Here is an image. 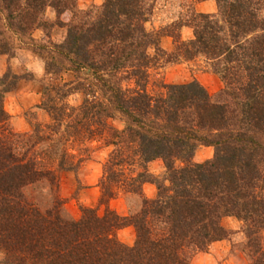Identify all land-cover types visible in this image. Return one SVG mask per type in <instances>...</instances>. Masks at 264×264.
<instances>
[{"label": "trees", "instance_id": "obj_1", "mask_svg": "<svg viewBox=\"0 0 264 264\" xmlns=\"http://www.w3.org/2000/svg\"><path fill=\"white\" fill-rule=\"evenodd\" d=\"M214 1L216 13L183 5L185 14L153 32L145 0H104L87 10L78 0H0V57L16 56L6 33L33 42L41 31L30 47L45 76H77L45 84L37 108L49 123L24 134L4 109L20 78L0 76V264H191L234 234L225 218L240 224L237 247L247 264H264V0ZM183 27L192 39L181 40ZM161 37L172 38L173 51L159 47ZM197 59L220 79L217 94L198 81L148 91L160 62ZM81 72L91 82L79 80ZM75 93L83 101L71 107ZM115 114L122 129L109 124ZM93 141L112 148L98 181L104 210L82 207L74 219L59 182ZM199 145L213 148L212 159L193 161ZM155 161L165 168L162 179L148 172ZM145 185L155 187L153 198ZM119 195L131 205L126 216L109 207ZM129 227L132 246L117 239Z\"/></svg>", "mask_w": 264, "mask_h": 264}, {"label": "rangeland", "instance_id": "obj_2", "mask_svg": "<svg viewBox=\"0 0 264 264\" xmlns=\"http://www.w3.org/2000/svg\"><path fill=\"white\" fill-rule=\"evenodd\" d=\"M103 1L104 0H78V9L87 10L91 6L98 7ZM207 1L214 3L216 7L214 0H145L147 7L153 6L152 15L149 17V22L146 24V27L149 31H160L170 23L174 22V20L181 14H185L188 5H192L194 11L200 14L201 12L197 11V5L206 3ZM183 5H185L186 8L183 7ZM47 17L49 19H54V15L51 12L47 13ZM0 28L2 29L1 20ZM184 29H186L185 32L183 31ZM6 36L15 47L16 56L10 59L0 57V76L5 73L12 74L13 76L20 78L18 85L21 82H37L36 84H38L40 90L39 101L37 104L26 110L23 109V104L15 102V98L9 96L15 92V90L5 96L4 109L7 104L5 111L7 110L8 112H6L8 114L10 112H20V114H16L15 117L9 114L11 117L10 125L13 128V131L17 134L28 133L32 131L37 124L45 128L49 123V117L46 112L37 108L42 102L43 87L47 83L58 85L75 82L77 76L73 72L61 73L57 79L45 76L44 62L39 56L32 53V47H30V45L36 46L42 41L43 33L41 31H36L32 35L33 42L30 41L29 38L20 40L17 36L11 33H6ZM59 39L60 34L55 32L53 40L57 41ZM190 39H192L191 28L183 27L181 30V40L188 41ZM159 47L166 52L173 51L174 44L172 38L161 37ZM160 64L161 65H159L157 69L151 71L148 87L149 92H151L159 82L167 85H182L198 81L210 95L217 94L222 88L220 79L209 71L206 63L202 59H197L188 63H164V61H162ZM29 71L38 73V79L36 81L33 74ZM28 77L32 78L27 79ZM78 77L82 82H91V78L88 77L87 72H81ZM122 85L123 88L133 87L131 82H124ZM96 97H101L100 91L97 92ZM9 98H11V100ZM82 101V93H75L67 99V103L71 107H78ZM18 107L21 109L17 110ZM109 124L116 129H122L124 126L122 118L117 114H115V116L109 121ZM87 146H89L88 150L79 153L77 159L74 160L76 164L77 160L81 159L79 163L76 164V169L74 171L63 173L59 182V196L65 201V209L67 213L74 219H79L81 208L87 207L84 203L95 197V194L91 191L93 189V183L97 184L98 187V181L103 173V166L112 152V148L104 147L102 141H93L90 145L86 144V147ZM72 153L77 152L74 151ZM213 155V148L199 145L195 151L193 161L195 163H203L212 159ZM148 172L151 175L162 179L165 175V168L161 161L154 162L148 165ZM143 191L148 198H153L156 193L155 187L152 185H147L143 188ZM99 197L100 191L98 190V200ZM130 206L129 200L122 195H119L117 199L111 201L109 204L110 209L121 216L128 215ZM90 208H97L100 215H102L104 210L103 207L98 206V201L97 204L90 206ZM222 225L225 229L234 232V234L231 235V238L212 244L205 253L196 254L192 258L191 264H247L245 255L237 247V244L243 241L242 235L239 233L240 224L233 218H225L222 221ZM117 239L126 246H132L135 240L134 229L129 227L118 231Z\"/></svg>", "mask_w": 264, "mask_h": 264}, {"label": "crops", "instance_id": "obj_3", "mask_svg": "<svg viewBox=\"0 0 264 264\" xmlns=\"http://www.w3.org/2000/svg\"><path fill=\"white\" fill-rule=\"evenodd\" d=\"M196 8H197V11L201 12V13H214V12H216V7H215L214 3L210 2V1L209 2L207 1L206 3H203V4H198ZM183 31L185 32L186 29H184ZM28 68H30V67H28ZM29 72H31V74H33V77L36 81L38 79V73H36L34 71H29ZM28 83L21 82L18 85L15 92H13L11 95H9V96L15 98V102L23 104L22 106H23L24 110L31 108L35 104H37V102L39 101V96H40L39 86H38V84H36L37 82L31 81ZM9 99L11 100V98H9ZM6 106H7V104L5 105V109H6ZM20 109H21L20 107L17 108V110H20ZM9 114L11 116L15 117L16 114L19 115L20 112H15V113L10 112ZM19 120H20V118H19ZM155 162H159V161H155ZM152 163H154V162H152ZM152 163H150V164H152ZM146 186L147 185H145L144 187H146ZM98 190H99V188L97 187V184L93 183V189L91 191L93 192V194H95L94 195L95 197H93V199H91L90 201H87L88 203L87 202L84 203L85 206L90 207V206L97 204Z\"/></svg>", "mask_w": 264, "mask_h": 264}]
</instances>
